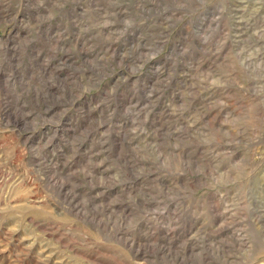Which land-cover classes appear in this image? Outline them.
I'll list each match as a JSON object with an SVG mask.
<instances>
[{"label":"rangeland","instance_id":"rangeland-1","mask_svg":"<svg viewBox=\"0 0 264 264\" xmlns=\"http://www.w3.org/2000/svg\"><path fill=\"white\" fill-rule=\"evenodd\" d=\"M0 264H264V0H0Z\"/></svg>","mask_w":264,"mask_h":264}]
</instances>
